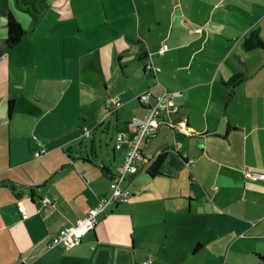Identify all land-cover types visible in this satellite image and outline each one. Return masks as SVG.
<instances>
[{
    "label": "crops",
    "instance_id": "obj_1",
    "mask_svg": "<svg viewBox=\"0 0 264 264\" xmlns=\"http://www.w3.org/2000/svg\"><path fill=\"white\" fill-rule=\"evenodd\" d=\"M22 1L24 16L0 6L24 29L11 48L0 32V264L50 251L58 264H103L106 245L131 247L136 264H264V179L245 175L264 172V47L245 46L262 32V0ZM148 52L158 77L146 69ZM165 88L182 129L161 124L142 144L139 171L126 182L133 240L106 241L112 205L81 243L48 250L122 170L126 149L97 162L95 138L83 149L85 127L125 131L147 113L137 96ZM109 97L124 103L112 122ZM35 136L47 149L38 158ZM153 158L155 175L144 171ZM45 196L56 199L44 205Z\"/></svg>",
    "mask_w": 264,
    "mask_h": 264
},
{
    "label": "built area",
    "instance_id": "obj_2",
    "mask_svg": "<svg viewBox=\"0 0 264 264\" xmlns=\"http://www.w3.org/2000/svg\"><path fill=\"white\" fill-rule=\"evenodd\" d=\"M200 30V29H198ZM169 49L168 43L164 42L159 52L165 53ZM147 58L149 62L146 63V69L151 70L158 77L161 72V67L157 66L153 60L152 52H148ZM158 79V78H157ZM158 82L160 83L159 79ZM173 92L166 88L160 94H153L151 89L141 92L137 99L142 105L147 108V113L143 116H135L128 122V129L121 131L116 135V148H125L126 154L120 173L113 176L110 183L111 193L107 196H101L97 204L92 207L88 213L80 217L74 224L66 226L51 239L48 243V250L54 249L58 246H75L82 242L83 238L91 231L95 230L100 222L101 216L115 204L128 202L132 196V191L126 182L134 177L139 171L138 161L142 157V144L149 137H151L161 124H167L172 128L182 129V121H177L173 117L179 112L180 105L173 100ZM113 104V107L108 110V114L114 113L124 103L116 97H109L107 104ZM85 136L91 135V129L85 127ZM40 146L39 150L35 152V157H41L47 153V149L42 142L35 136ZM181 145L177 146V153L184 158L186 164L191 166L194 159L191 158L187 152H180ZM156 158L148 162L144 171H148ZM247 178L251 180L264 179V172L255 169H247L245 171ZM131 181V180H130ZM55 196H45L42 201L44 205H49L55 201ZM141 264H153V259L149 257Z\"/></svg>",
    "mask_w": 264,
    "mask_h": 264
},
{
    "label": "rangeland",
    "instance_id": "obj_3",
    "mask_svg": "<svg viewBox=\"0 0 264 264\" xmlns=\"http://www.w3.org/2000/svg\"><path fill=\"white\" fill-rule=\"evenodd\" d=\"M31 0H28L27 3H31ZM37 1V0H33ZM22 0H0V6L4 5L6 6L7 9H10L11 6L19 11L23 16L25 12L22 10ZM40 3V2H39ZM258 7L261 5H264V0H262L261 4L258 2ZM252 9L254 8V5H249ZM43 7V4L41 3L39 6V9L41 10ZM1 8V7H0ZM26 16L28 18H31L32 20L35 19V16L32 15L30 12L26 13ZM31 16V17H29ZM249 23L252 20L250 17H248ZM6 21H7V16L5 14L0 13V32H6L7 33V27H6ZM262 27V32H260V36L262 41L264 42V23L261 24ZM1 37V36H0ZM1 48L3 47L2 45L0 46ZM110 117V122H112L115 118L113 114L109 115ZM109 123L106 122V125L104 127H107ZM104 127H99L97 130H94V132L91 134L90 137H84L82 146L84 151H86V148L91 147V144L93 142V139L95 138L96 140V150L98 151V160L97 162H102V158L107 156V151L108 153L111 154L113 151V147H115L116 144V131H114V126L109 127V130H105ZM92 128V127H91ZM116 148V147H115ZM121 149V148H118ZM127 203H121L119 205H114L113 206V213L110 214L111 218L110 221L113 222V225H111L113 233H111L108 229L107 236H106V241H119L120 243H129L131 242L132 239V224L130 220L127 217ZM109 221V222H110ZM130 233L129 235L126 236V240H123L122 238H117L116 236L121 233ZM128 239V240H127ZM111 243V242H110ZM120 245H126L127 244H120ZM130 247V246H129ZM104 250L108 253L105 254L101 257L102 263L103 264H136L135 262V257L133 255V250L130 248H124L123 246L116 247L114 245H106L103 247ZM57 250V249H56ZM52 252H47L45 255H40L39 258H36L35 260H31L30 264H58V260H56L55 256H52ZM117 254L115 255V253ZM147 255V252L145 254V251L142 250L140 251V257L143 258Z\"/></svg>",
    "mask_w": 264,
    "mask_h": 264
},
{
    "label": "trees",
    "instance_id": "obj_4",
    "mask_svg": "<svg viewBox=\"0 0 264 264\" xmlns=\"http://www.w3.org/2000/svg\"><path fill=\"white\" fill-rule=\"evenodd\" d=\"M6 27H7L6 47L11 48L22 40L23 35H24V29L21 23L17 20V18L14 16L12 12H9L7 14ZM245 46L248 49H252L255 47H264V42L262 41L257 31H252L250 35L245 39ZM12 103L13 101H10V104H9L10 112L12 111V106H13ZM159 158L155 160L151 168L148 170V172L151 175L160 173Z\"/></svg>",
    "mask_w": 264,
    "mask_h": 264
}]
</instances>
